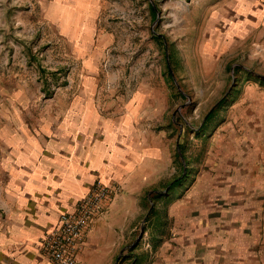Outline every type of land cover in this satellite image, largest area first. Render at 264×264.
<instances>
[{
	"label": "crops",
	"instance_id": "crops-1",
	"mask_svg": "<svg viewBox=\"0 0 264 264\" xmlns=\"http://www.w3.org/2000/svg\"><path fill=\"white\" fill-rule=\"evenodd\" d=\"M104 2L52 0L56 18L79 25L84 37L75 44L80 78L49 98L28 95L26 109H4L0 264H51L39 252L40 239L96 183L114 196L92 223L78 264H117L124 248L120 264H264V140L244 137L235 158L203 164L191 179L152 191L172 183L171 157L149 145L133 110L97 92L101 62L93 45L102 35ZM214 3L217 51L242 53L264 76L260 0ZM150 192H157L153 205L146 203ZM146 216L147 229L132 240Z\"/></svg>",
	"mask_w": 264,
	"mask_h": 264
},
{
	"label": "rangeland",
	"instance_id": "rangeland-1",
	"mask_svg": "<svg viewBox=\"0 0 264 264\" xmlns=\"http://www.w3.org/2000/svg\"><path fill=\"white\" fill-rule=\"evenodd\" d=\"M104 1L102 35L93 45L101 62L97 92L133 110L149 145L171 157L172 183L152 191L191 179L203 164L219 167L235 158L244 137L264 140V76L242 53L217 51L216 0ZM56 6L0 0V125L5 107L26 109L28 95L49 98L80 78L75 44L84 37L79 25L56 18ZM147 219L139 220L132 240L147 229ZM128 251L121 250L117 264Z\"/></svg>",
	"mask_w": 264,
	"mask_h": 264
},
{
	"label": "built area",
	"instance_id": "built-area-1",
	"mask_svg": "<svg viewBox=\"0 0 264 264\" xmlns=\"http://www.w3.org/2000/svg\"><path fill=\"white\" fill-rule=\"evenodd\" d=\"M260 2L264 7V0ZM113 196L111 187L96 183L72 210L62 212L54 228L43 235L38 245L40 254L51 264H78L92 223L106 211Z\"/></svg>",
	"mask_w": 264,
	"mask_h": 264
},
{
	"label": "trees",
	"instance_id": "trees-1",
	"mask_svg": "<svg viewBox=\"0 0 264 264\" xmlns=\"http://www.w3.org/2000/svg\"><path fill=\"white\" fill-rule=\"evenodd\" d=\"M180 179H176L175 181H179ZM175 181H173V182H175Z\"/></svg>",
	"mask_w": 264,
	"mask_h": 264
},
{
	"label": "water",
	"instance_id": "water-1",
	"mask_svg": "<svg viewBox=\"0 0 264 264\" xmlns=\"http://www.w3.org/2000/svg\"><path fill=\"white\" fill-rule=\"evenodd\" d=\"M139 238H140V236H139Z\"/></svg>",
	"mask_w": 264,
	"mask_h": 264
}]
</instances>
